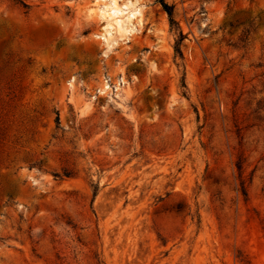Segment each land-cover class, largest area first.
<instances>
[{"label":"rangeland","instance_id":"rangeland-1","mask_svg":"<svg viewBox=\"0 0 264 264\" xmlns=\"http://www.w3.org/2000/svg\"><path fill=\"white\" fill-rule=\"evenodd\" d=\"M164 1L0 0V264H264V0Z\"/></svg>","mask_w":264,"mask_h":264},{"label":"bare ground","instance_id":"bare-ground-1","mask_svg":"<svg viewBox=\"0 0 264 264\" xmlns=\"http://www.w3.org/2000/svg\"><path fill=\"white\" fill-rule=\"evenodd\" d=\"M131 6H133L132 3L121 5L118 0H110V4L108 5L106 2L98 5V11L100 10L102 17L107 19V26L105 27L107 34L110 35L114 28L119 31H128L132 20L141 13L139 9H131ZM126 10L128 11L126 14L128 16L127 20H125ZM105 39H107V37H105Z\"/></svg>","mask_w":264,"mask_h":264},{"label":"trees","instance_id":"trees-1","mask_svg":"<svg viewBox=\"0 0 264 264\" xmlns=\"http://www.w3.org/2000/svg\"><path fill=\"white\" fill-rule=\"evenodd\" d=\"M12 1H14L16 4L20 5L24 9H28L29 8V5L26 2V0H12ZM161 3H162V7H163L164 11L168 15V18H169V22L171 24V27L178 26V22L175 20V17H174V7L168 5L164 0H161ZM179 37H180V39L177 42L176 53L181 56L182 55V52H181V44H182V42L184 40V35H183L182 32H180V36ZM56 122H57V124L59 122V117L58 116L56 118Z\"/></svg>","mask_w":264,"mask_h":264}]
</instances>
